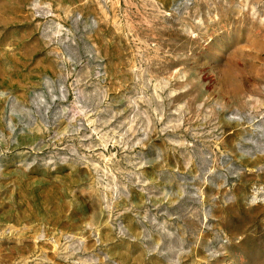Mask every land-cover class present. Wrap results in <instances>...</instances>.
Returning a JSON list of instances; mask_svg holds the SVG:
<instances>
[{"label": "rangeland", "instance_id": "374dc122", "mask_svg": "<svg viewBox=\"0 0 264 264\" xmlns=\"http://www.w3.org/2000/svg\"><path fill=\"white\" fill-rule=\"evenodd\" d=\"M0 264H264V0H0Z\"/></svg>", "mask_w": 264, "mask_h": 264}]
</instances>
